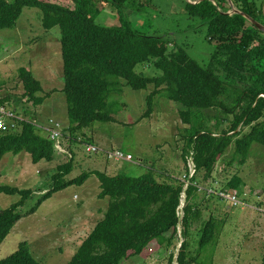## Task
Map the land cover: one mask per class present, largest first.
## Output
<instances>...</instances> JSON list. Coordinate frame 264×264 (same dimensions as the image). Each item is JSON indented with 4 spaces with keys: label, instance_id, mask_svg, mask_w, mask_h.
<instances>
[{
    "label": "trees",
    "instance_id": "obj_1",
    "mask_svg": "<svg viewBox=\"0 0 264 264\" xmlns=\"http://www.w3.org/2000/svg\"><path fill=\"white\" fill-rule=\"evenodd\" d=\"M151 0H0V32L15 29L24 9H39L42 25L50 31L61 30L63 93L67 102L69 127L65 136L111 123L109 98L122 95L118 82L135 91L153 88L147 99L145 117L153 113L157 96L179 105V117L186 127L183 159L195 154L197 176L210 180L218 163L234 150L230 165L248 163L254 144L264 147V0H194L186 2L183 13L206 27V38L214 44L208 64H200L188 50L171 38L146 36L136 31L126 9ZM104 3L119 17V24L107 27L97 23ZM153 64L161 72L149 78L136 68ZM24 97L37 107L46 94L41 82L27 68L19 70ZM56 93V92H55ZM0 101V105H4ZM21 133H0V162L7 154L28 153L34 164L54 162V144L35 124L24 122ZM245 129H249L245 131ZM53 186L27 214L20 210L33 196L32 190L0 187L2 194L19 195L21 200L0 212V247L25 216L33 215L55 193L72 186H83L91 176L100 181L101 199H110L109 207L93 232L68 264H123L133 258L148 259L156 251L169 249L177 236L184 185L160 182L153 171L140 177L120 173L111 177L101 172H86L68 180L73 162L58 167ZM192 180L187 191L183 220L184 234L200 217L192 202L198 192ZM243 180L235 176L228 187L242 192ZM218 224L207 222L200 252L214 244ZM172 233L174 237L168 238ZM187 242L177 259L171 253L169 264H192ZM195 261V260H194ZM0 264H41L32 255L28 243H21L15 253ZM261 264H264V259Z\"/></svg>",
    "mask_w": 264,
    "mask_h": 264
},
{
    "label": "rangeland",
    "instance_id": "obj_2",
    "mask_svg": "<svg viewBox=\"0 0 264 264\" xmlns=\"http://www.w3.org/2000/svg\"><path fill=\"white\" fill-rule=\"evenodd\" d=\"M186 2L194 3V0H151L142 6L139 4L130 6L126 9V14L136 31L141 35L163 36L169 40L172 38L177 45L185 47L197 62L205 65L208 64L215 45L206 38V27H199L196 20L190 19L186 13H183ZM96 6L100 10L97 16L99 25L112 27L119 24V17L112 8L106 7V4L100 2H97ZM59 56L62 58L60 28L45 30L42 25V12L39 9H24L15 29H6L0 32V101H4L7 108L15 110L20 117L27 119L37 106L24 97L25 89L19 77V70L31 68L38 77L43 75L42 71L46 70V65L51 64L52 71L57 75ZM136 72L149 78L161 75V72L153 64L139 65ZM62 82L64 79L61 74L57 85ZM118 82L123 94L111 95L108 100L112 116L116 121L98 123L93 127L96 131H92V133L95 132L109 140L110 146L114 149H107L105 146L97 144V140L93 141L96 138L95 135L93 139L92 133L86 130L91 138H88L87 134H83L84 131L77 132L74 137L70 134L66 135L64 149L71 153L72 159L67 156L61 158L57 156L56 160L61 161L58 163L60 165L55 163L49 168V164L45 161L42 162V165H35L29 162L31 155L24 153V156L27 157L23 159V166L28 167L34 177L45 178L48 190L38 193L39 196H35L33 192V196L21 208V214L24 215L36 207L40 198L51 190L53 176L58 173V167L74 162L76 154L83 153L88 158H102L106 162L112 163L103 157L86 155L84 147L89 142H95L105 151L120 149L131 154L135 162L141 163V165L123 162L121 166H125L122 173L133 177L145 175L153 167L158 170L159 160L169 157L171 162L166 163L165 166L168 171H172L171 184L182 183L185 186L186 175L189 171L188 163L183 159V151L186 146L184 138L186 127L179 117V105L167 100L164 96H157L152 115L145 117L148 109L147 99L154 89L135 91L126 86L124 80L119 79ZM58 98L61 96L59 95ZM22 129L23 126L20 125L14 133H21ZM248 130L245 129V131ZM233 153L234 150H231L225 159L218 163L210 180L205 181L204 174L197 176L201 190H198L190 203L198 208L200 217L188 229L187 235L185 236V230L181 224L179 234L173 239V245L169 249H166L165 246L148 259L136 257L127 264H169L171 253H174L176 258L184 242H187L188 255L190 260H193L192 264L262 263L264 259V231L261 226H258V221L262 220L264 225V216L256 213L254 207L264 208V147L254 144L245 166H240L237 162L230 165ZM6 159L7 157L4 162ZM118 166L120 165L118 164ZM3 170L2 167L1 171ZM37 171H39L38 174ZM84 172L82 171L79 175L81 176ZM2 173L0 187L9 186L21 190H36L34 183L19 182L8 171L6 174ZM72 173L71 175H73ZM71 175L67 178H73ZM235 176L243 180L242 192H237L240 193V198L247 202L248 207L230 209V206L216 197L208 199L207 188L231 191L228 184ZM72 187L71 191H64L63 195L58 192L57 195L60 198L71 199L72 205L76 208L81 205L82 200L74 199V197L78 196L82 199L83 196L79 186ZM20 200L19 195L2 194L0 212ZM186 206L187 198L182 208ZM38 209L40 210V208ZM60 216L63 214L59 210V201H54L43 207L34 218L29 219L28 216H25L26 220L23 224L29 225L17 227L14 233L9 235L0 247V261L15 253L21 242L28 241V244L36 245L39 238L38 233H42V227L53 225V219ZM210 218H213L218 224L216 239L206 251L200 252L203 230ZM31 222H36L35 226L30 225ZM54 231L56 230L54 229ZM167 237L172 238L174 235L170 233ZM70 259V256L53 253L48 257V263L44 262L43 264H67Z\"/></svg>",
    "mask_w": 264,
    "mask_h": 264
},
{
    "label": "crops",
    "instance_id": "obj_3",
    "mask_svg": "<svg viewBox=\"0 0 264 264\" xmlns=\"http://www.w3.org/2000/svg\"><path fill=\"white\" fill-rule=\"evenodd\" d=\"M46 66H47L46 70L42 71L43 75H40L38 77L37 75L34 74L31 68H28V70L32 71L34 76L41 82L44 90L42 96L46 94V99H45L46 101L44 102L43 105L38 106L33 110L34 112H32L31 115L29 116L30 118L29 117L27 118L26 116L25 118H27L28 120L31 119L37 122L38 124L44 126H46L50 120H57L63 124L64 129H67L69 127L70 122L67 115L66 97L63 93L65 83L62 82L59 85H57V82L61 78V74L63 77L62 58H60L59 60V72L57 75H55L54 72L52 71L51 64L49 65L47 64ZM59 95L61 96V98H58ZM87 130H89L91 133L92 131H96L94 130V128ZM83 134L85 135L87 134L88 138H91L88 131L84 130ZM94 135L96 137L95 139H94ZM92 137L94 139L93 141L97 140V144L99 143V145L105 146L107 149L112 148L110 146L111 142L106 138H103L102 136L98 135L97 133L93 132ZM24 153H21L19 155H13V154L5 155L2 161L0 162V177H2L3 174L2 172L6 174L8 171V173L11 176H14V178H16L19 182L25 181L28 182L29 184L34 183V187L36 188V190L35 191L32 190V191L34 192L35 196H39L38 193L48 190L46 188L47 185L45 178L39 176L34 177L33 173L28 170V167L23 166V159L27 157L24 156L25 155ZM5 157H7V159L4 162ZM29 162L33 163L31 156L29 158ZM169 162H171V159L169 157H167V159H161L159 160L158 170L155 167H153L152 168L153 170L151 169V171L154 172L156 178L160 182L171 184L172 171H168L166 169L167 166H165V164L166 163L169 164ZM55 163H57L56 165H60L58 164L60 163V161L57 160L55 162L48 163L49 168L50 165ZM42 164L43 163L41 162L37 165H42ZM137 165L140 166L141 163H138ZM2 167L4 168L3 171H1ZM124 168L125 166H121V165L118 166L114 163H108L102 158H88L83 153L76 154L75 161L73 162V173H72L73 175H71L73 176V178H69L68 180H73L79 177L80 176L79 174L82 171H85L84 173L101 172V173H106L111 177H114L122 173ZM36 173L38 174L39 171H37ZM72 188L73 187H70L64 191L65 192L71 191ZM80 189H81L80 193L82 194L83 197L82 199L81 197L78 196L74 197V199L82 200L80 203L81 205L77 206L76 208L74 205H72L71 199L60 198L57 195V193L56 195H53L49 200L45 201L39 207L41 210L43 209V207H46V205L53 203L54 201H59V210L60 213L63 214V216L53 219V225H46L42 227L41 229L42 233L41 234L38 233L39 238L36 245L33 246L28 244L32 252V255L41 264H43L44 262L48 263V257L53 253L54 254L58 253L63 256H70L71 257L70 261H71L74 255L81 247L82 243L93 232L97 224L104 219V214L109 207L110 200H107L108 198L107 199L100 198L101 187H100L99 179L95 175L91 176L89 180L83 186L80 187ZM64 191L59 192L60 195H63V193H65ZM38 210L37 212L40 211ZM37 212L33 215L28 216L29 219L31 217L34 218ZM25 220L26 217L22 218L17 223L12 233H14L17 227H23L24 225L25 226L29 225L26 223L23 224ZM258 222H259L258 226H261L264 231V225L262 224V220H259ZM35 223L36 222H31L30 225L35 226ZM54 229L56 231H54ZM259 233H263V232H259ZM27 242L28 241H26V243ZM129 261H126L125 263L126 264L129 263Z\"/></svg>",
    "mask_w": 264,
    "mask_h": 264
},
{
    "label": "built area",
    "instance_id": "obj_4",
    "mask_svg": "<svg viewBox=\"0 0 264 264\" xmlns=\"http://www.w3.org/2000/svg\"><path fill=\"white\" fill-rule=\"evenodd\" d=\"M24 122H31V121L20 117L15 110H11L10 108H7L5 105H0V133L18 134L14 132ZM31 123L35 124L36 127L40 131L44 132L47 135V138L53 142L55 154L58 157L61 158L62 156H67L72 159L71 153L68 152L66 149H64V139H66V136L64 134V128L60 122L55 120H50L46 126L40 125L35 121ZM84 149L86 155L88 156L103 157L106 160L111 161L112 163L117 165L118 164L121 165V163L123 162L137 164L134 160V157L131 154L125 153L122 150L105 151L102 149V147L92 143L85 144ZM70 151L72 150L70 149ZM187 163L189 168L188 174L186 175L187 181L185 182L184 192L182 193L181 196V204L177 211V215L179 218L178 234L180 231V226L181 224L183 225V220L185 218V212H184L185 208H182V205H184V202L187 198V191L189 187L192 185V180L198 174L197 165L195 161V154L193 151H191L189 156L187 157ZM195 186L197 187L198 190L199 189L201 190L200 186L197 183L195 184ZM206 193L208 199H212L213 197H216L222 202H225L228 206H230L231 207L230 209H239L243 207H248L247 202L240 198L241 195L237 191L220 190L218 188H207ZM254 211L264 216L263 207L255 206Z\"/></svg>",
    "mask_w": 264,
    "mask_h": 264
},
{
    "label": "clouds",
    "instance_id": "obj_5",
    "mask_svg": "<svg viewBox=\"0 0 264 264\" xmlns=\"http://www.w3.org/2000/svg\"><path fill=\"white\" fill-rule=\"evenodd\" d=\"M30 121V120H29ZM55 121H57V120H55ZM31 122H33V120L31 121ZM59 122V121H58ZM61 123V122H60ZM62 124V123H61ZM62 126H63V124H62ZM64 128V127H63ZM40 131V130H39ZM40 133L43 135V136H45V137H47V135H45V133L44 132H42V131H40ZM64 134H65V130H64ZM89 143H92V142H89ZM92 144H95V143H92ZM96 145V144H95ZM116 150H120V149H116ZM55 151V150H54ZM129 154V153H128ZM56 155V154H55ZM57 156V155H56ZM60 163H61V161H60ZM138 164V163H137ZM136 164V165H137ZM183 192H184V190H183ZM182 196V195H181ZM180 204H181V201H180ZM186 208V207H185ZM184 212H185V209H184ZM179 226V225H178ZM177 233H178V228H177ZM181 247H182V245H181ZM181 249V248H180ZM176 258H177V256H176ZM175 258V259H176Z\"/></svg>",
    "mask_w": 264,
    "mask_h": 264
},
{
    "label": "water",
    "instance_id": "obj_6",
    "mask_svg": "<svg viewBox=\"0 0 264 264\" xmlns=\"http://www.w3.org/2000/svg\"><path fill=\"white\" fill-rule=\"evenodd\" d=\"M260 29H262V30H264V28L263 27H261L260 25H257Z\"/></svg>",
    "mask_w": 264,
    "mask_h": 264
}]
</instances>
